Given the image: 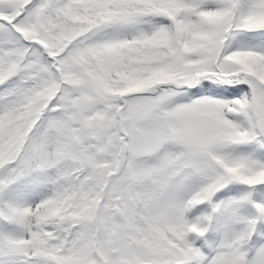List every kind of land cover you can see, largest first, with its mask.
<instances>
[{"label": "snow or ice", "instance_id": "snow-or-ice-1", "mask_svg": "<svg viewBox=\"0 0 264 264\" xmlns=\"http://www.w3.org/2000/svg\"><path fill=\"white\" fill-rule=\"evenodd\" d=\"M0 264H264V0H0Z\"/></svg>", "mask_w": 264, "mask_h": 264}]
</instances>
